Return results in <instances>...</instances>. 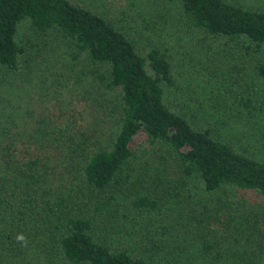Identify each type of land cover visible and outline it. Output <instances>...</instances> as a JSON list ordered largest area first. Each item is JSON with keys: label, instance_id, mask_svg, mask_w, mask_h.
<instances>
[{"label": "trees", "instance_id": "16d2710c", "mask_svg": "<svg viewBox=\"0 0 264 264\" xmlns=\"http://www.w3.org/2000/svg\"><path fill=\"white\" fill-rule=\"evenodd\" d=\"M172 7L188 52L142 39L151 22L117 0H0V264H264V4L154 13ZM235 53L252 71H221ZM57 55L68 99L54 76L49 103H24L19 72ZM213 87L203 124L191 101ZM227 104L246 143L214 131Z\"/></svg>", "mask_w": 264, "mask_h": 264}, {"label": "rangeland", "instance_id": "374dc122", "mask_svg": "<svg viewBox=\"0 0 264 264\" xmlns=\"http://www.w3.org/2000/svg\"><path fill=\"white\" fill-rule=\"evenodd\" d=\"M109 3H113L115 0H108ZM120 4L125 3L127 5H129L133 12L130 11L131 13H138L141 12V14L138 16V18L142 19L146 18L147 20H149L151 23L150 24H146V26L142 29L141 32V38L142 39H146V38H153L156 42H160L161 44L165 46L167 45H171V44H177L178 41V37H170L169 36V32L167 31V28L170 27L171 25L169 24V17L172 16L174 14V7L169 9V15L167 14V16H164V18H160L158 16H156V14L154 13V7L158 6V0H117ZM248 2L250 4H264V0H248ZM119 14V13H118ZM165 17H168L167 20L165 22ZM135 26H137L135 24ZM138 27V26H137ZM141 28V27H138ZM184 39L181 41H178L179 44L177 46H181V50L182 51H189V35L184 33ZM170 37V38H168ZM234 53V52H233ZM235 53L234 55H231V59H232V64L230 65L228 62H222L221 64V71L224 72H231L233 71L234 66L241 68V70H243L244 72H250L252 71V66L250 65V61L245 60H240L236 57ZM196 55H193L192 59L195 57ZM230 57V56H229ZM57 60V64H51V66H42V69H38L40 68V64L39 62L36 64L35 69L30 70L28 68H26L24 66V69L19 72L18 75V79L19 82H17V88L18 85L20 83L21 88H18L21 90V95L24 96L22 97V100L24 103L29 104L30 102H33L35 100V104L38 103L39 106H42V103L44 102V97L45 96V100L47 101V103H49L50 99L48 98L50 95L54 96L56 94L55 92V87L53 84V77L55 76V81L57 79H59L61 77L62 79V84H64V87L60 90H58V93L61 94L59 99H68L69 94L72 92V89L67 88V81L65 79V76H67L66 72H63L64 68L61 67V59L62 57L60 56H56L55 58ZM55 60V63H56ZM176 61H178L179 59H175ZM200 62L206 61V58L202 57L201 59H199ZM198 63L196 65V69H200L202 68V64ZM47 64V63H46ZM237 64V65H235ZM239 65V66H238ZM60 76V77H59ZM186 79V76H184ZM226 77V76H225ZM237 77H240V75H237ZM184 80V78L182 79ZM225 80V78H224ZM18 81V80H16ZM58 81V80H57ZM56 81V83H57ZM47 84V85H46ZM80 84V83H79ZM78 84V88L77 91L83 92V88L81 87V85ZM259 87L257 88V91H254L253 93H257ZM50 86V88H49ZM1 89L3 86H0ZM239 87V86H238ZM75 92V91H74ZM204 95H198L196 96V99L194 101H191V103H193L194 105L198 106V109L200 111V117L199 119L203 122V124L205 123V112L203 109L200 110V103H216V94H217V89L215 90V87H213V90H209L207 93H204ZM263 97H264V93L262 92ZM53 100V99H51ZM22 102V101H21ZM218 104V103H217ZM264 112V111H263ZM214 116H211L210 121H212L214 124V131L219 132V134H221L222 136L228 138L229 140H231L233 143L238 144V142H242V143H246V140L243 139V132H245V128H239L240 126H245L244 123H246V118L244 119L243 117L240 118V116H238L239 112L236 110H232L229 107V104H227L225 107H217L216 110H214L213 112ZM235 121V124H229V121ZM241 122H238V121ZM208 121V120H207ZM262 123H264V119L262 120ZM259 133L264 134V132L260 131L264 128L263 124H260L259 127H257ZM257 135V133H255ZM145 138L141 137L138 141L139 144L141 145V149L139 150V154H138V159L136 160L137 162L139 161H146V159L149 160H153V156L151 155V149L150 146L146 145V143L144 142ZM254 146H256L255 148H252V151L254 153H256L258 156L261 155L260 150H262V146L260 145V143L258 142V144H253ZM264 146V145H263ZM149 153V154H148ZM156 158L159 160V155H156ZM156 167H148L146 166V170L148 172H150L151 170H155ZM259 253V250H258Z\"/></svg>", "mask_w": 264, "mask_h": 264}, {"label": "clouds", "instance_id": "9594fccd", "mask_svg": "<svg viewBox=\"0 0 264 264\" xmlns=\"http://www.w3.org/2000/svg\"><path fill=\"white\" fill-rule=\"evenodd\" d=\"M18 239H20V240H23V239H24V237H23V236H20V237H18Z\"/></svg>", "mask_w": 264, "mask_h": 264}]
</instances>
